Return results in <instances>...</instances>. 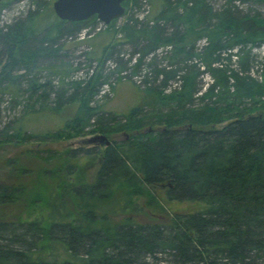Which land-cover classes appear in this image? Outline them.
Returning <instances> with one entry per match:
<instances>
[{"label": "trees", "instance_id": "obj_1", "mask_svg": "<svg viewBox=\"0 0 264 264\" xmlns=\"http://www.w3.org/2000/svg\"><path fill=\"white\" fill-rule=\"evenodd\" d=\"M149 1L154 12L140 20L134 11L141 0H125L123 21L98 32L104 44L88 55L98 63L89 79L56 75L53 106V81H39L48 70L41 61L59 58L61 37L95 27L97 17L55 16L39 25V14L30 11L0 26V93L15 95L20 89L12 88L26 77L28 109L46 115L77 108L64 127L46 133L27 132L24 122L11 133L0 128V144L97 134L111 141L93 151L100 165L93 183H73L77 166L60 162L90 149L61 157L48 149L32 174L42 178L33 182L34 197L22 180L27 168L5 159L20 183L9 181L12 170L0 181V264H264V80L248 74L252 49L264 44V17L237 5L264 0H226L218 10L207 0ZM9 3L0 1V14ZM202 38L206 44L196 47ZM124 43L133 53L124 64L116 59L117 80L127 79L121 74L134 55L132 74L146 68L150 74L137 85L141 101L120 115L91 103L110 78L105 63ZM158 51L163 67L155 63ZM204 73L212 81L199 93ZM54 160L63 166H49ZM183 201L198 209L170 210L169 203Z\"/></svg>", "mask_w": 264, "mask_h": 264}, {"label": "rangeland", "instance_id": "obj_2", "mask_svg": "<svg viewBox=\"0 0 264 264\" xmlns=\"http://www.w3.org/2000/svg\"><path fill=\"white\" fill-rule=\"evenodd\" d=\"M44 0H10V3L4 8V10L0 14V26L7 25L8 23L14 22L18 19H24L27 17L28 13L32 11L34 14H39L38 24L42 25L50 20H52L55 16V12L53 9L54 0H45L46 5L41 6L39 9V5ZM208 3L215 9L221 8L226 4V0H207ZM238 9L243 11L244 13H249L251 16L254 14H259L261 17H264V5L252 3L251 1L240 2L237 4ZM154 5H152V10L150 15L154 12ZM141 11V10H140ZM140 11L135 10L136 18L140 17ZM124 17L119 20L118 23L123 21ZM90 28L93 30L91 31ZM104 26L101 23H97L95 27L89 26L75 36H63L61 37L59 44L63 45V48L60 51V57L53 60L50 58L43 59L45 64V68L47 67V71L42 73L41 79L39 81L44 82L47 80L53 81L56 75H60L61 77L67 76L68 80H87L91 77V74L97 69V61L90 60L88 55L90 52H94L97 45L104 44L103 34L99 35L98 32L100 30H104ZM94 34L95 37L90 38ZM206 44V39L202 38L197 42L196 47L200 48L201 46ZM264 44L256 46L252 49L251 55L254 61L251 64V68L249 69V73L251 77L255 80L262 81L264 80V69L261 64V58L264 57ZM118 49L120 50L118 53L113 55L114 58L112 60H107L103 68V74L107 77H110L108 82H105L99 88V91L95 94L91 106L99 107L103 111H110L113 113H118L120 115L126 114L133 106H136L141 101V97L143 95L142 90L137 87V85L142 82L145 73L150 74L149 69L141 70L140 75L134 76L132 65H134V58H137V55H134L131 62H127L125 69L121 75L128 76L126 80L121 81L117 80L120 72L115 71V67L118 64L116 59H120L124 64L125 61L129 60V57H132L133 53V45L130 46L127 43L123 45H119ZM164 50V49H163ZM234 51V50H233ZM98 53V51H96ZM164 51H158L156 53V61L155 63H159L160 67L167 65L166 60L162 58V53ZM88 53V54H87ZM148 61V60H147ZM231 66L236 67L237 60L233 55L231 57ZM53 66V67H52ZM201 70L202 66H200ZM40 73V74H41ZM93 73V74H94ZM37 74V73H36ZM112 77V78H111ZM130 77V79H128ZM39 78V74H38ZM212 78L208 74H203L200 80V92H203L211 83ZM56 81L52 82L53 91L50 92V98L48 100L49 106H53L57 101V90L59 89L60 84L58 85ZM16 84H18L15 88L12 89H20L18 92H15V95L9 97L8 95L0 93V128L8 127L11 131L15 129L19 123H25L26 131H30L32 133H46V130H56L59 127H64L65 122L74 115L77 108L73 106L65 107V109L57 114L46 113L40 114L36 109H28L32 108L33 101L27 100L29 98L28 95L30 93L25 92L27 81L26 77L19 80ZM177 83H173L172 87H175ZM73 89L69 90L68 93H71ZM198 93V95H199ZM17 96L18 99H15ZM19 101V103H18ZM30 103V107H26V104ZM35 108H38L40 105L36 104ZM34 110V111H33ZM38 112V114L36 112ZM28 114V116H26ZM26 116V117H25ZM121 121H124L123 117L119 118ZM226 124L223 122L217 126L216 128H221ZM92 135H82L81 137H71L70 139H62L58 141H39L38 138H30L28 141L23 142H12V143H3L0 144V181L2 179H7L6 172L11 171L9 181L20 183L16 178V175L13 173L15 165L11 168L7 166L5 159H16L19 160V163L23 165L24 168H27V175L22 180H27L29 183V191L32 192L33 182L34 180H42L41 177L32 175L39 168V164L41 160L40 157H45L47 155V150H51L56 152L60 157L61 153L78 150V149H90L88 153L84 154L80 157H61L60 162L63 163H73L77 166V172L71 179H73V183H93L96 179V173L100 168L98 155L93 153L95 149H98L99 145L97 143L87 142L86 139L91 137ZM109 138V137H108ZM38 140V141H37ZM98 146V147H97ZM100 148V147H99ZM101 149V148H100ZM18 158V159H17ZM14 161V160H13ZM63 163L56 164L55 160L53 162H49V166H63ZM19 165V164H17ZM43 167V166H42ZM37 169V170H36ZM80 185V184H79ZM32 197L35 196V193L32 192ZM171 205V209L175 212H187L190 213L198 208H196L194 203L190 202H180L179 205ZM13 212L16 211L12 209ZM166 259L165 254H159L158 258ZM151 260V259H150Z\"/></svg>", "mask_w": 264, "mask_h": 264}, {"label": "water", "instance_id": "obj_3", "mask_svg": "<svg viewBox=\"0 0 264 264\" xmlns=\"http://www.w3.org/2000/svg\"><path fill=\"white\" fill-rule=\"evenodd\" d=\"M1 1V0H0ZM125 0H54L53 9L61 20L82 21L88 20L93 16L109 25L114 19L123 17L125 14ZM90 143L109 144L108 137L105 135H93L86 139Z\"/></svg>", "mask_w": 264, "mask_h": 264}, {"label": "bare ground", "instance_id": "obj_4", "mask_svg": "<svg viewBox=\"0 0 264 264\" xmlns=\"http://www.w3.org/2000/svg\"><path fill=\"white\" fill-rule=\"evenodd\" d=\"M147 4H148V6H147ZM147 4H146L145 7H143V6H142V2H141V6H142V9H141V11H140V15H141L140 17H141V18H143V17H142V14H143V12H144L145 9H148V8H149L148 13H147V14H143V16H148L149 12H151L152 5L150 4V1H149V0H148ZM98 23H103V22H102V21H100V22L98 21ZM103 24H104V23H103Z\"/></svg>", "mask_w": 264, "mask_h": 264}, {"label": "built area", "instance_id": "obj_5", "mask_svg": "<svg viewBox=\"0 0 264 264\" xmlns=\"http://www.w3.org/2000/svg\"><path fill=\"white\" fill-rule=\"evenodd\" d=\"M141 2H142V6L145 7L146 4H147V2H148V0H141ZM147 6H148V4H147ZM148 10H149V8H148V9H145L144 12H143V14H147V13H148ZM143 14H142V17L145 18V16H143ZM143 18H142V19H143ZM101 25H103L104 27H106V25L103 24V23H101ZM89 35H90V34H89ZM263 47H264V46H263Z\"/></svg>", "mask_w": 264, "mask_h": 264}]
</instances>
